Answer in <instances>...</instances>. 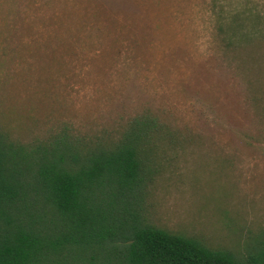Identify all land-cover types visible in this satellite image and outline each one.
I'll list each match as a JSON object with an SVG mask.
<instances>
[{
    "label": "rangeland",
    "instance_id": "1",
    "mask_svg": "<svg viewBox=\"0 0 264 264\" xmlns=\"http://www.w3.org/2000/svg\"><path fill=\"white\" fill-rule=\"evenodd\" d=\"M144 108L193 139L151 219L244 252L264 229V0H0V123L96 132Z\"/></svg>",
    "mask_w": 264,
    "mask_h": 264
},
{
    "label": "trees",
    "instance_id": "2",
    "mask_svg": "<svg viewBox=\"0 0 264 264\" xmlns=\"http://www.w3.org/2000/svg\"><path fill=\"white\" fill-rule=\"evenodd\" d=\"M236 39L225 47L255 40ZM163 114L144 108L96 132L0 123V264H264V229L239 252L151 219L149 190L193 143Z\"/></svg>",
    "mask_w": 264,
    "mask_h": 264
}]
</instances>
